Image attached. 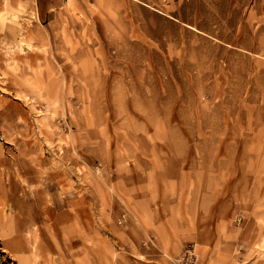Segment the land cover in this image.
<instances>
[{"label": "rangeland", "instance_id": "obj_1", "mask_svg": "<svg viewBox=\"0 0 264 264\" xmlns=\"http://www.w3.org/2000/svg\"><path fill=\"white\" fill-rule=\"evenodd\" d=\"M189 249L264 264V0H0V264Z\"/></svg>", "mask_w": 264, "mask_h": 264}, {"label": "built area", "instance_id": "obj_2", "mask_svg": "<svg viewBox=\"0 0 264 264\" xmlns=\"http://www.w3.org/2000/svg\"><path fill=\"white\" fill-rule=\"evenodd\" d=\"M194 260V251L193 249H189L179 260H177L176 264H195Z\"/></svg>", "mask_w": 264, "mask_h": 264}, {"label": "bare ground", "instance_id": "obj_3", "mask_svg": "<svg viewBox=\"0 0 264 264\" xmlns=\"http://www.w3.org/2000/svg\"><path fill=\"white\" fill-rule=\"evenodd\" d=\"M21 217V216H20ZM17 218V217H16ZM20 221V220H19ZM21 222V221H20Z\"/></svg>", "mask_w": 264, "mask_h": 264}]
</instances>
